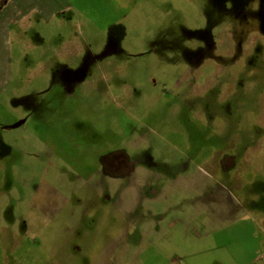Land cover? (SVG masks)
Returning a JSON list of instances; mask_svg holds the SVG:
<instances>
[{
  "label": "rangeland",
  "instance_id": "1",
  "mask_svg": "<svg viewBox=\"0 0 264 264\" xmlns=\"http://www.w3.org/2000/svg\"><path fill=\"white\" fill-rule=\"evenodd\" d=\"M75 5L0 42V264H264V0Z\"/></svg>",
  "mask_w": 264,
  "mask_h": 264
},
{
  "label": "crops",
  "instance_id": "2",
  "mask_svg": "<svg viewBox=\"0 0 264 264\" xmlns=\"http://www.w3.org/2000/svg\"><path fill=\"white\" fill-rule=\"evenodd\" d=\"M75 1L79 0H7L0 9V42H4L2 48L11 51L14 41L25 38L31 29H38L41 25L55 20L67 23L69 13L76 7ZM3 51L0 48V54ZM79 213L74 212L82 225L83 215ZM87 229L88 226L80 231L78 227V234L83 235L91 227Z\"/></svg>",
  "mask_w": 264,
  "mask_h": 264
},
{
  "label": "flooded vegetation",
  "instance_id": "3",
  "mask_svg": "<svg viewBox=\"0 0 264 264\" xmlns=\"http://www.w3.org/2000/svg\"><path fill=\"white\" fill-rule=\"evenodd\" d=\"M138 165L139 164L130 159L125 151H117L109 153L104 157H100L97 169H99L102 174L111 179H124L134 173L139 172L138 169L141 167H138ZM223 169V171H226L227 168L223 167ZM154 193L157 194L156 191ZM155 194L150 195V193L148 194L147 191H142L141 194H139V199H154L158 197ZM85 200H81V203L83 202V204H85ZM103 204H105V202H103ZM262 204L264 208V202ZM85 206L86 205H84V208Z\"/></svg>",
  "mask_w": 264,
  "mask_h": 264
},
{
  "label": "trees",
  "instance_id": "4",
  "mask_svg": "<svg viewBox=\"0 0 264 264\" xmlns=\"http://www.w3.org/2000/svg\"><path fill=\"white\" fill-rule=\"evenodd\" d=\"M7 0H0V9L2 8V6L4 5V3L6 2Z\"/></svg>",
  "mask_w": 264,
  "mask_h": 264
}]
</instances>
